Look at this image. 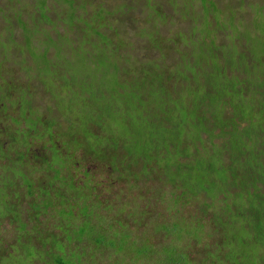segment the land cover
<instances>
[{
  "label": "trees",
  "instance_id": "16d2710c",
  "mask_svg": "<svg viewBox=\"0 0 264 264\" xmlns=\"http://www.w3.org/2000/svg\"><path fill=\"white\" fill-rule=\"evenodd\" d=\"M85 1L53 21L0 0V259L264 264V0H244L260 22L221 9L211 65L201 23L156 27L193 20L192 0Z\"/></svg>",
  "mask_w": 264,
  "mask_h": 264
},
{
  "label": "rangeland",
  "instance_id": "374dc122",
  "mask_svg": "<svg viewBox=\"0 0 264 264\" xmlns=\"http://www.w3.org/2000/svg\"><path fill=\"white\" fill-rule=\"evenodd\" d=\"M68 1H72V0H68ZM76 1V2H74ZM73 3L71 5H69L67 2H65V0H47L46 1V7L44 6V1L43 0H37L36 3L31 4V6L33 7V9L37 8L41 11H47L49 12L48 15H49V18L53 21H55V18L53 17H57V14H58V11L62 9V6L63 4H65V7L67 11H75L76 13H78L79 11H82V7L84 6L85 4V0H74ZM130 2L132 3H136L135 1H138V0H129ZM170 1V0H169ZM257 1V0H255ZM255 1H244V0H238L237 2H235L236 4V8L234 6H225L224 5H231L232 2H234V0H216V7H211L209 6V12L207 13L208 14V19L211 20L212 22V25H211V32H207L209 34V37H206L204 36V33L203 35L202 32L203 31H208L207 29V26L206 25H202V22L204 19H205V15H206V11L208 10L207 8L203 9L202 8V11H201V7L199 3H201V0H192L193 2V5H198L197 7H194L193 8V11H196V15H193V20H191L190 18H186V19H179V18H173L172 20H168L166 22H163V23H159L158 26H156L159 30V32L161 33L162 36H167L168 34H170L171 32H174V31H186L187 29L191 28L192 25H194L195 23H198L200 25L196 26V27H201L198 31V36L200 38L199 41H203V45L202 47L204 48L205 50V57L207 59V61L209 62L208 65H211V64H215L216 62H220L221 63V60H216L215 58H213L211 56V50H212V39L216 40L215 37H219V35L221 34V21L223 22V24H226L227 22V16L225 17V14L224 13H221V9H224L225 10H228V14L229 13H232L236 10L238 11V15L239 17H241L242 15L241 14H244V16H249L250 19H249V23L251 22L250 20L251 19H254V22H260L261 20H259L258 18H256V16H259V13H261L258 9H259V6H257L255 4ZM75 6V7H74ZM112 7H114V5H111ZM173 9H174V5L171 4L170 5ZM238 7V8H237ZM7 10L13 14V9L12 7H8ZM150 12L147 14L149 17H151L154 22H161L163 21V17L158 15V14H155L154 15V11H155V7L154 5L152 4L150 6V9H148ZM104 11V8H101V7H92V16L91 18H98L100 16V14H102V12ZM223 11V12H224ZM153 14V15H152ZM182 13L180 11H175L173 13L174 16H179L181 15ZM16 15V14H14ZM243 17V16H242ZM264 17V16H263ZM225 18V20H224ZM165 19V18H164ZM222 19V20H221ZM242 20L239 19L235 22V24L241 22ZM253 22V23H254ZM246 26H247V23H246ZM240 29H244L243 33H246L247 34V28L246 27H243V26H238ZM19 31H16V33L13 35L17 40L21 39V36L20 34L18 33ZM206 34V33H205ZM224 34V32H223ZM259 34V32L257 33ZM260 35V34H259ZM261 39L264 41V35H260ZM249 44H250V53H255V50L257 47H259V44H258V40L256 41V39L254 38H247ZM26 41V40H24ZM23 41V42H24ZM261 41H259L260 43ZM207 43V44H206ZM226 43L227 44H233V45H236V44H239V47H241V44H244V41L240 40V38L238 37H234V36H230L228 39H226ZM26 49H29L30 46H27L26 44ZM245 47V44L243 46V48ZM213 51V50H212ZM221 51V49H220ZM248 52V51H247ZM14 66H17L18 63L17 62H14L12 63ZM262 65V64H261ZM9 71H12V70H9ZM38 89L35 91L37 92ZM39 91L41 94L42 91L41 89L39 88ZM35 104L36 105H40L42 104V100L40 98H36L35 99ZM42 107H39L37 106L35 108V111L32 110V114L34 115L36 113V115L40 116L41 112H42ZM23 109V108H22ZM52 117L49 115L48 116V120H51ZM47 120V121H48ZM163 199L161 200H157V204L159 206V210H162L161 208H165L167 207L168 209L171 208V201H166L168 202L169 204H166V202L162 203ZM155 202V200L153 201V203ZM184 212H192V209L190 207H187L184 209ZM136 228V227H135ZM134 228V229H135ZM22 264H24V261L21 260L20 261ZM0 264H10L8 262H6L5 259H0Z\"/></svg>",
  "mask_w": 264,
  "mask_h": 264
}]
</instances>
